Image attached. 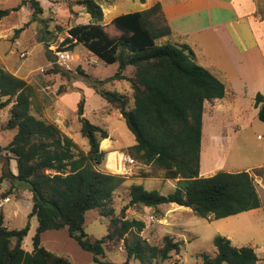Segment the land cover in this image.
Returning a JSON list of instances; mask_svg holds the SVG:
<instances>
[{
  "label": "trees",
  "instance_id": "1",
  "mask_svg": "<svg viewBox=\"0 0 264 264\" xmlns=\"http://www.w3.org/2000/svg\"><path fill=\"white\" fill-rule=\"evenodd\" d=\"M77 3L89 13L90 21L64 27L57 23L60 31L67 32L63 40L67 46L63 50L82 44L105 63L119 64L118 70L104 79L87 75L93 91L107 99L125 119L136 139L131 146L133 156L160 167L165 178L178 179L176 188L168 194L133 183L129 205L123 210L128 206L158 209L161 204L177 203L202 217L220 219L261 207L257 183L250 171L220 170L209 176L200 175L204 104L223 98L227 84L196 61L187 43L163 40L173 35V29L161 2L144 10L122 13L109 23H104L100 0ZM26 4L33 9L32 20H36L43 12L39 0H21L13 8H0V20ZM129 66L134 68L131 75L124 72ZM49 73L67 75L58 65ZM116 81H127L128 89L121 92L105 87ZM37 96L33 84L0 66V98L5 97L0 100V109L11 105L0 130L15 132L8 144H0V186L7 180L11 182L9 191L2 195L6 198L17 188L14 180L24 183L33 194L29 216L38 219L33 250L27 251L23 243L30 223L22 228H8L0 209V264H73L68 257L42 244L45 231L65 227L97 264H130L132 259L139 264H166L184 241L166 235L162 244H151L140 233L146 227L145 221L127 218L124 213L115 216L108 206L126 178L98 168L106 155L101 142L110 134L107 128L84 116L85 96L79 100L77 111L81 133L88 139L87 152L80 150L77 142L57 124L37 114L43 107L37 104ZM255 106L264 121L261 92L255 96ZM11 158L17 162L16 174L10 168ZM96 209L102 216H111L108 232L101 238L91 237L84 228L87 212ZM121 241L127 259L116 263L107 258L106 251L116 250ZM213 242L215 255L201 254L205 264L259 261L252 245H234L221 234Z\"/></svg>",
  "mask_w": 264,
  "mask_h": 264
},
{
  "label": "rangeland",
  "instance_id": "2",
  "mask_svg": "<svg viewBox=\"0 0 264 264\" xmlns=\"http://www.w3.org/2000/svg\"><path fill=\"white\" fill-rule=\"evenodd\" d=\"M20 1L0 0V8H13ZM39 1L43 12L36 20H32L33 9L29 4L0 20V57L4 59L1 65L37 88V104L43 105L37 114L57 124L77 142L80 150L87 152L88 139L81 133L77 111L79 100L85 96L84 116L92 123L108 129L111 143L114 144L110 149L116 151L115 164L110 165L111 151L101 147L106 155L98 168L110 170L109 172L121 174L126 178L116 189L113 201L108 205L113 209L114 215L124 213L127 218L145 221L146 227L140 233L151 244H162L166 235L172 236L176 241H184L180 251H173L171 257L165 261L166 264H205L201 254L215 255L216 246L213 239L219 234L229 237L234 245H252L259 255L257 264H264V121L258 116L259 108L255 106L253 96V88L261 87L263 83L252 82V89L245 93L240 92L236 97L229 93L225 99L205 102L200 162L203 175L209 172L214 174L220 170L236 172L254 167L249 171L257 183L262 200L261 207L220 219L202 217L192 209L174 208L170 204H161L158 209L128 206L124 211L123 208L129 205L130 186L133 183L168 194L176 188L178 179L165 178L160 167L143 163L137 158L131 174L120 171L117 157L122 151L132 154L131 146L136 142L135 136L121 114L111 107L107 99L93 91L91 80L87 77L92 75L104 79L113 75L119 64L105 63L82 44L76 45L73 50H63L67 46L63 44L67 32L60 31L57 23L64 27L90 21L89 13L77 3L78 0ZM100 1L106 5L113 0ZM114 2L119 13L141 8L140 0ZM20 27L24 29L16 32ZM61 51H69L71 54L67 64H58L57 53ZM56 65L67 75L49 73ZM133 69L129 66L124 72L131 75ZM62 86L64 91L60 92ZM105 87L124 92L129 83L109 82ZM0 100H5V97ZM10 106L0 109V127L9 116ZM14 135V131L0 130V144L5 146ZM10 168L14 174L17 173L15 158H11ZM1 170L2 162L0 172ZM14 182L17 188L8 194L10 200L0 206V209L4 211L5 225L8 228H22L30 223L23 247L32 251L33 237L38 226L37 217L29 216L33 207V194L24 183L18 180ZM5 186L6 188L0 186V201L4 198L2 194L9 191L11 182L7 180ZM151 215L155 216L154 220H150ZM110 221L111 216H102L97 209L90 210L87 212L84 228L91 237L101 238L107 234ZM129 237L132 238L133 235L129 234ZM42 244L53 252L68 257L73 264H97L93 255L81 248L69 235L67 227L45 231L42 234ZM115 249L106 251L107 258L116 263L126 261L124 242L121 241ZM130 264H139V261L132 259Z\"/></svg>",
  "mask_w": 264,
  "mask_h": 264
},
{
  "label": "crops",
  "instance_id": "3",
  "mask_svg": "<svg viewBox=\"0 0 264 264\" xmlns=\"http://www.w3.org/2000/svg\"><path fill=\"white\" fill-rule=\"evenodd\" d=\"M156 2H161L173 29V35L163 40L187 43L196 61L226 82L227 92L221 99L229 93L235 97L240 92L245 93L252 89V82L263 83L261 87L253 88V96L258 91L264 94V0H140L139 10ZM102 6L104 23L122 14L117 12L114 0ZM0 60V66H3L4 59L0 57ZM104 140H108L104 150L114 153L115 150L110 149L114 146L111 134ZM212 174L200 173L201 176ZM5 185L6 181L3 188ZM167 204L191 209L177 203Z\"/></svg>",
  "mask_w": 264,
  "mask_h": 264
},
{
  "label": "built area",
  "instance_id": "4",
  "mask_svg": "<svg viewBox=\"0 0 264 264\" xmlns=\"http://www.w3.org/2000/svg\"><path fill=\"white\" fill-rule=\"evenodd\" d=\"M58 64H67V62L71 59V54L69 51H61L58 52ZM117 165L120 171L123 173L131 174L136 166L137 159L130 153L122 151L118 155ZM107 166V164H106ZM110 171V170H109ZM10 197L3 198L2 201H0V206H2L5 202L9 201ZM155 216L151 215L150 220H154Z\"/></svg>",
  "mask_w": 264,
  "mask_h": 264
},
{
  "label": "bare ground",
  "instance_id": "5",
  "mask_svg": "<svg viewBox=\"0 0 264 264\" xmlns=\"http://www.w3.org/2000/svg\"><path fill=\"white\" fill-rule=\"evenodd\" d=\"M101 147H108V140H104L103 142H101ZM111 155V157H110V165H114L115 164V157H114V153H111L110 154ZM116 156H117V154H116ZM117 159V158H116Z\"/></svg>",
  "mask_w": 264,
  "mask_h": 264
}]
</instances>
